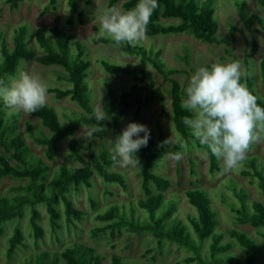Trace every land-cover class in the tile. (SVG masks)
Returning <instances> with one entry per match:
<instances>
[{"label":"rangeland","instance_id":"rangeland-1","mask_svg":"<svg viewBox=\"0 0 264 264\" xmlns=\"http://www.w3.org/2000/svg\"><path fill=\"white\" fill-rule=\"evenodd\" d=\"M128 1L120 0L117 8L122 12L128 11L124 8V4ZM195 1L202 4L207 0ZM213 1L215 2L216 18L220 26L219 40L224 41L230 37L231 26L239 28L232 46H228L224 42L218 44L203 43L191 34L159 35L155 37L145 35L136 45L154 52L162 50V58L167 67L181 71L173 75L172 78L177 80L185 89L190 76L198 67L210 66L212 63L217 62L230 63L238 60L241 64L242 77L245 79L247 71L245 58H247V54L250 53L253 47V39H256L258 52L248 57V63L254 75L256 89L264 98V83L261 81L260 74V63L264 56V30L258 22L253 23L250 28L247 25V18L252 14L257 15L264 21V7L260 5L259 0ZM109 3L110 0H94L91 3H88L87 0H81L79 2L81 16L76 17L73 25L69 26L67 23L70 17L68 0H59L57 8H53L49 0H25L19 3L15 9L6 0H0V33L5 34L9 47L13 49L16 31L19 28L26 29V39L29 47L34 50L36 58L47 55L46 49H43L36 40L35 33L38 29L45 28L49 31L54 26H59L64 31L73 34L75 41H79L85 46V53L92 65L86 80L90 88L87 98L100 120L111 125L117 113V111L110 114L106 112V108L111 101L108 92L109 87L116 92L118 98L124 91H127L133 99L140 97L145 103L141 121L153 128L155 138L162 152V157L158 160L153 172L169 178L172 182L171 188L166 192L165 205L157 212V215L162 217L163 213L174 209L170 221L173 222L179 219L188 223L187 218L196 216L197 213L189 204L186 192L194 189L205 190L210 195L212 206L218 214L217 232L225 234V242L233 244V249L229 255L240 259L244 258L241 248L228 236L230 230H240L256 239L263 247L260 264H264V239L258 235L257 230L252 226L237 223V211L242 209L240 194L243 191L248 195L249 204L252 201H259L264 204V196L260 194V190L254 183L255 180L251 177L242 176V171H253L248 167L251 159H257L259 168L264 165V130L259 131L260 140L250 146L246 159L238 168L225 172L223 163L220 160L222 170L214 174L210 173V159L206 148L199 147L194 139L184 140L174 127L169 94L171 84L164 82L163 77L153 67L143 63L139 57L124 55L114 45L94 41L96 36L94 27L100 29L99 17L109 8ZM162 21L173 24L180 22L176 19H163ZM48 35L50 40L55 43L54 36L50 32ZM76 55L77 49L73 44L71 45L70 56L74 57ZM102 60L125 66L131 70L140 67L149 69L153 76L154 86L160 89L164 96V102L160 101L158 93L151 91L149 81L147 87L143 82L128 74H107L100 65ZM21 71L40 74L49 84V89L65 90L72 87L68 81L67 71L61 66H45L36 60H32L29 62L24 61L19 73ZM133 99L130 100L132 109L124 112L117 120L119 129L112 130L104 140L93 139L91 130L86 127H83L75 136L82 145L92 144L97 155L103 152L109 153L116 161L115 164L109 167V170L124 174L127 178L128 189L125 191L116 184L106 183L97 174L93 177V187L91 189L83 187L80 192H76L73 187L68 188L64 195L71 198L76 207L85 212V216L82 222H75V226H68L64 216L63 196L60 195L58 209L62 212V229L57 232H54L50 226L46 205H38L37 208L42 217L41 225L45 231L44 240L39 241L34 238L30 225L31 209L26 206L21 212V216L3 225L4 233L0 236V264H28L30 261H34L37 256L44 254L51 256L57 254L60 257L66 248L78 242L96 248L100 254L107 258L105 264H110L112 256H118L128 264H187L185 259L191 257L193 253L167 240L164 241L162 246H159L158 240L153 234L138 232L125 226L120 231L115 232L114 235L108 233L96 237L91 233L97 228L109 225L97 221L96 216L104 213L112 206L119 207L121 218L124 216V218L130 219L134 216L133 221L140 223L148 219L147 213L137 206L138 200L144 198L142 189L144 164L139 153H137L139 164L135 160L130 164L122 163L113 153V142H115L116 137L122 134L129 123L133 122V113L136 107ZM46 104L56 109L63 124L86 114L85 110L70 97L57 100L49 92ZM5 110L8 116L12 115L8 107ZM17 115L20 116L19 131L24 134L31 152L37 157L46 159V148L37 145L29 138L26 133V124L35 125L45 134H49V131L38 118L31 114L19 113ZM158 118H161L162 128L166 136L165 140L160 139L156 130ZM165 141H169V143H165ZM184 144L188 145L187 149L183 147ZM177 152L184 153L180 161L174 159V154ZM0 153H4L1 146ZM68 155V142H64L61 146L60 157L53 161L46 160L51 167L50 178L60 166L66 165L75 169L82 166L80 163L69 159ZM83 157L89 161L86 152ZM12 164L16 165V162ZM27 185L28 180L6 178L0 185V198L13 199L16 194L12 189L26 187ZM91 200L96 203L95 209ZM16 226L21 227L24 233L26 247H21L15 257L9 260L7 256L9 240ZM195 240L199 243L196 238ZM201 255L204 257L209 255V242L204 245ZM61 264L65 263L61 261Z\"/></svg>","mask_w":264,"mask_h":264},{"label":"trees","instance_id":"trees-1","mask_svg":"<svg viewBox=\"0 0 264 264\" xmlns=\"http://www.w3.org/2000/svg\"><path fill=\"white\" fill-rule=\"evenodd\" d=\"M25 0H6L12 8H16L19 3ZM59 0H49L53 8H57ZM81 0H68L70 17L67 21L72 26L76 17L81 16L79 11V2ZM91 3L94 0H87ZM120 0H110L109 8L117 7ZM138 0H129L124 4L126 10L134 8ZM260 5L264 7V0H259ZM159 6L155 10L151 22L149 23L146 35L150 37L191 34L195 39L208 44H218L224 42L232 46L235 41L236 33L239 28L230 27V37L224 41L219 40V22L216 18L215 2L207 0L204 3H198L195 0H158ZM176 19L178 24L164 23L162 20ZM258 22L264 30V21L255 14L247 18V25L250 28L253 23ZM99 28L94 27L96 33L94 41L96 43H106L114 45L109 38L98 35ZM49 32L54 36L55 43L49 38ZM38 44L46 49L47 55L42 57L35 56L33 49L29 47L26 39V29L19 28L14 36V47L11 49L8 45L4 33H0V79L7 80L10 77L17 76L19 69L24 61L36 60L45 66H61L68 73V81L72 87L62 90L51 88L49 92L55 99L63 100L70 97L76 102L86 114L80 118L70 120L66 124L60 121L58 112L53 106L45 105L35 113H30L38 118L42 125L49 131L45 134L31 123L26 124V133L29 138L37 145L45 147V158L35 156L26 142L25 136L19 131V115H7L6 107L0 101V146L4 153H0V185L1 182L9 177L17 180H28L26 187L12 189L15 192L13 199L0 198V236L4 233V223L12 221L21 216L23 209L28 206L31 209L30 225L34 238L44 240L45 231L41 225V213L37 206L44 204L49 214L50 226L54 232L62 229V212L58 209L60 195L63 196L64 216L68 226H75V222L84 220L85 212L78 209L74 201L65 196L68 188L73 187L76 192H80L83 187L91 189L93 187V177L99 175L106 183L116 184L123 190H127V178L122 173L111 172L109 167L116 163L115 159L107 152L97 155L92 144L82 145L75 136L83 128L91 130L93 139L104 140L112 130L119 129L118 118L132 109L130 100L131 94L124 91L118 98L112 88H108L110 103L106 108L107 113L117 111L113 118V124L108 125L97 117L93 107L90 105L87 95L90 92L87 78L91 69V63L87 58L85 46L79 41H75V36L64 31L59 26L49 29L40 28L35 33ZM75 45L77 55L70 56L71 45ZM121 53L127 56H137L143 63L153 67L158 74L163 77L164 82L171 84L170 97L173 114V124L178 134L184 140L194 139L185 117H191L193 114L182 108V101L185 97V89L175 79L173 75L180 73L174 69H169L162 58L163 51H152L139 45L116 46ZM258 52V42L253 39V47L245 58L247 71L245 79L242 81L247 88L258 97V103L264 106V98L256 89V82L253 72L248 63V57ZM100 65L107 74L118 75L128 74L138 81L143 82L154 93H158L160 101L164 102V96L160 89L155 88L153 76L149 69L140 67L131 70L125 66L113 64L107 60L100 61ZM261 81L264 83V56L260 63ZM136 107L133 113V122L147 125L151 130V138L146 147H143L138 153L144 164L142 189L144 198L138 200L137 206L148 215L144 222H134L133 218L126 219L119 216L120 210L117 206H112L104 213L98 214L96 220L109 225L97 228L91 233L93 236H103L115 232L125 226L138 232H145L155 235L159 246H162L167 240L189 250L193 255L185 259L187 264L198 262L199 264H260V255L263 247L258 241L252 238L246 232L240 230H230L228 236L241 248L244 258L229 255L233 249V244L225 242L226 235L218 233L219 225L218 214L212 206L210 195L201 189L189 190L186 197L189 204L196 210V216H189L188 223L176 219L170 221L174 209L163 213L162 217L157 212L165 205L166 192L171 188L172 182L169 178L162 177L153 172L158 160L162 157V152L155 138L154 130L148 124L141 121L145 103L140 97L133 99ZM156 130L160 139L165 140L166 136L162 128L161 118L156 122ZM143 135V133H141ZM197 144L205 148L198 140ZM68 142L69 159L80 163V168H71L63 165L50 178L51 167L46 160L53 161L60 157L61 146ZM88 154L89 161L84 157ZM210 159V173L220 172L222 165L220 160L208 153ZM16 162V165L12 163ZM253 171H242V176L253 178L260 194L264 196V165L259 168L257 159H251L248 163ZM242 199V209L237 211V223L240 225H250L257 230L258 235L264 239V204L259 201L248 203L246 192L240 194ZM93 208H96L95 201L91 200ZM134 212V211H133ZM195 238L199 243L196 242ZM209 242V255L202 256L201 251L206 243ZM21 247H26L25 236L21 227H14L12 236L9 240L7 256L12 260ZM32 260V259H31ZM105 264L107 258L100 254L96 248L87 246L83 243H74L66 248L60 255L44 254L37 256L34 261L28 264ZM27 264V263H26ZM110 264H128L118 256H112Z\"/></svg>","mask_w":264,"mask_h":264},{"label":"clouds","instance_id":"clouds-1","mask_svg":"<svg viewBox=\"0 0 264 264\" xmlns=\"http://www.w3.org/2000/svg\"><path fill=\"white\" fill-rule=\"evenodd\" d=\"M158 6V0H138L128 11L108 8L99 17L98 35L116 46H135L145 37ZM48 95L49 84L40 74L21 71L9 81L0 79V101L10 114L35 113L46 105ZM181 106L193 114L185 117L192 136L222 161L225 172L241 165L250 146L260 140L259 131L264 130V106L242 81L238 60L198 67L189 78ZM150 138L147 125L131 122L113 142V153L122 163L135 160L139 164L137 153ZM183 154L175 153L174 159L180 161Z\"/></svg>","mask_w":264,"mask_h":264}]
</instances>
